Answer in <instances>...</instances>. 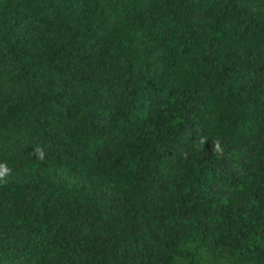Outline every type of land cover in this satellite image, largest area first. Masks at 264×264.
I'll return each instance as SVG.
<instances>
[{
	"label": "trees",
	"instance_id": "trees-1",
	"mask_svg": "<svg viewBox=\"0 0 264 264\" xmlns=\"http://www.w3.org/2000/svg\"><path fill=\"white\" fill-rule=\"evenodd\" d=\"M0 163V264H264V0H0Z\"/></svg>",
	"mask_w": 264,
	"mask_h": 264
},
{
	"label": "clouds",
	"instance_id": "clouds-1",
	"mask_svg": "<svg viewBox=\"0 0 264 264\" xmlns=\"http://www.w3.org/2000/svg\"><path fill=\"white\" fill-rule=\"evenodd\" d=\"M216 149L222 152L219 141L216 142ZM38 158L42 161L45 158V152L42 148L34 149ZM10 175V169L4 163H0V182H6L7 176Z\"/></svg>",
	"mask_w": 264,
	"mask_h": 264
}]
</instances>
